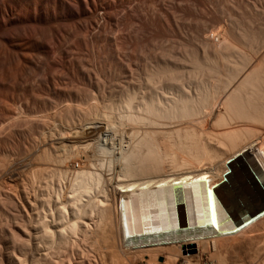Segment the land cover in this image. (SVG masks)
Here are the masks:
<instances>
[{
    "label": "bare ground",
    "instance_id": "6f19581e",
    "mask_svg": "<svg viewBox=\"0 0 264 264\" xmlns=\"http://www.w3.org/2000/svg\"><path fill=\"white\" fill-rule=\"evenodd\" d=\"M149 1L0 0V264H264V27L250 18L249 41L220 0ZM182 9L223 16L147 74L129 35ZM113 25L130 33L90 49L84 37ZM87 57L124 59L127 74L83 113L47 75L73 60L85 79ZM40 96L76 104L50 126L31 115Z\"/></svg>",
    "mask_w": 264,
    "mask_h": 264
},
{
    "label": "rangeland",
    "instance_id": "374dc122",
    "mask_svg": "<svg viewBox=\"0 0 264 264\" xmlns=\"http://www.w3.org/2000/svg\"><path fill=\"white\" fill-rule=\"evenodd\" d=\"M152 1V0H151ZM156 1V3H158V2H160V0H155ZM164 2V3H166V5H171V3H170V0H169V3L167 4V2H168V0H161V2ZM165 1H167V2H165ZM202 1H205V2H208V1H206V0H202ZM231 1V2H230ZM246 1H249V3L250 2H255L254 0H238V1H236V0H220V2H224V3H221V4H223V6H224V11H225V13H223V14H226L225 16L226 17H228L227 19L228 20H232L231 22L233 23H231L230 21H226V22H223V21H221L219 24V26L218 25H214L213 27H220V28H218V29H221V27L222 28H225V27H227V22H230L232 25H235L236 26V28L237 29H240V28H245V29H247L248 28V26H250L249 28L252 30V31H250L249 32V30L247 29V30H243V28L242 29H240L241 30V33H242V30L243 31H247V33H245V32H243L242 34L243 35H245V34H249V35H245V38L247 39V40H249L250 41V39L251 40H254V39H257V38H253V37H257L256 36V34H258L259 32V29L257 30V29H253L252 28V24L253 23H251L250 24V22H252V21H250V22H248V20H250V18H252L251 20H256V18H258V16H259V22L257 21V23L258 24H256V21H255V26H256V28H257V26L259 27H264L263 25H264V4H262L263 6H261L260 7V9H262V10H260V9H257V11L255 10V8L252 6L251 7V5L249 4V3H247ZM259 1H261L262 3H264V0H259ZM148 2H150L149 0H148ZM233 2V3H232ZM235 2V3H234ZM237 2V3H236ZM231 4H233V5H230ZM236 4V5H235ZM252 5L254 4V3H251ZM244 5V6H243ZM236 6V8H234ZM241 6V7H240ZM244 7V8H243ZM250 10H249V9ZM254 8V9H253ZM233 9V10H232ZM236 9V10H235ZM239 9V10H238ZM243 9V10H242ZM252 9V10H251ZM196 10H197V12H196ZM242 10V11H241ZM248 10V11H247ZM262 11V13H263V16H262V18H261V16L259 15V14H257V15H254V12L256 11V12H258V13H260L259 11ZM179 11V12H178ZM178 11H176L175 13L174 12H172V11H169V12H165V11H161V10H159V11H157L156 13V15H157V17H156V15L154 16V18H156V19H154L155 20V22L154 21H150V23H149V27H150V25H151V27L152 28H154V29H151L150 28V30H153V31H150L151 33H145V35L147 34L149 37H151V38H149L148 37V39L146 38L145 39V35H142L141 36V39L140 38H137V34L135 35L134 33H132V34H134L135 36H133L132 35V37H131V34L129 35V37L130 38H132L131 40H133V39H138V41H134L135 43H137V42H139L140 44H142V47H141V49H140V46L138 47L139 49H137L136 48V50H137V52H136V54H135V50L134 51H131V50H133V49H135V48H130L128 51L129 52H127V53H131V55L133 54V55H135L134 57H132V58H134V59H136V60H138V61H136L135 60V63L136 62H140V63H138L137 65H140V67H142L141 69L144 71V70H147L148 72L149 71H151V70H149V68H150V65H151V63L150 62H152L153 63V61H154V56H156V55H158V57L157 58H161V57H170V56H180L181 54L180 53H186V50H184L185 48H187V47H190V46H188V42H190V44L192 45V43L191 42H193V41H195L196 40V36L197 35H194V34H196L200 29H205V28H208L209 30H208V32H210V31H212V27H211V25L208 23V21L210 20V18H211V16H212V18L213 19H220L221 20V16H223V14H221V15H219V14H216L217 16H215V17H217V18H214V15H209V13H201V11L200 10H198V9H193V10H191V11H188L187 12V10H186V12H185V10L184 9H182V10H178ZM181 11H183L182 13H181ZM252 11V12H251ZM161 12V13H160ZM171 12V13H170ZM227 12V13H226ZM160 13V14H159ZM163 13V14H162ZM172 13H173V15H172ZM249 13H251V14H249ZM170 14V15H169ZM209 16H208V15ZM252 15V16H247V15ZM256 14V13H255ZM159 15V16H158ZM163 15V16H162ZM181 17H180V16ZM207 15V16H206ZM231 15V16H230ZM163 17L164 19L166 18L167 20H169V23L170 24H168V21H166L167 22V24H168V28H169V26H170V28L168 29H166L164 26L162 27V28H164L165 30V33L163 32V30L161 29V27H158V25L160 26L161 24L163 25V22H162V20H161V17ZM186 16V17H185ZM189 16V17H188ZM218 16H220V18H218ZM224 16V17H225ZM230 16V17H229ZM256 18H255V17ZM159 17H160V19H159ZM171 17V18H170ZM179 17V18H178ZM208 17H209V19H208ZM253 17H254V19H253ZM157 18H158V20H157ZM162 18V19H163ZM193 18V19H192ZM186 21H185V20ZM188 19V20H187ZM238 19V20H237ZM240 19V20H239ZM153 20V19H152ZM215 20V21H216ZM236 21V23H234L235 21ZM245 22H244V21ZM161 21V22H160ZM189 21V22H188ZM191 21V22H190ZM211 21L212 22H210V23H213L214 24V22H213V20L211 19ZM217 21H219V20H217ZM216 21V22H217ZM157 22V23H156ZM159 22V23H158ZM207 22V23H206ZM243 22V23H242ZM254 22V21H253ZM223 23H225L226 24V26H225V24H223ZM245 23V24H244ZM259 23H260V25H259ZM263 23V24H262ZM155 24V25H154ZM189 24V25H188ZM212 24V25H213ZM217 24H218V22H217ZM223 24V25H222ZM229 24V23H228ZM240 24V25H239ZM261 24H262V26H261ZM104 25H105V22H104ZM177 25V26H176ZM191 25V26H190ZM237 25L240 27H237ZM242 25V26H241ZM254 25V24H253ZM114 26V25H113ZM106 26L105 27V29H104V27H103V29H101V30H99L98 31V29H95V30H92V32L90 33V34H88L87 36H85L84 37V39H86V42L88 43V45H89V47H90V49H92V46L93 45H95L96 43L99 45L100 43H102V39H103V37H104V33H105V35L107 34V35H111L112 34V32L114 33V35L113 36H115L117 33H121L122 34V32L120 31V27L118 28V26ZM179 26V27H178ZM190 26V27H189ZM209 26L211 27V28H209ZM234 26V27H235ZM255 26H253L254 28H255ZM111 27H113V29H115V30H112L111 29V33H110V28ZM149 27H148V29H149ZM182 27L184 28V30L182 29ZM199 29H197V28ZM200 27V28H199ZM160 28V29H159ZM195 28V29H194ZM171 29V30H170ZM179 29V30H178ZM192 29V30H191ZM217 29V30H218ZM116 30H118V32L116 31ZM159 30H161V32L159 31ZM180 30H181V32H180ZM254 30H257V31H255L254 32ZM95 31V32H94ZM120 31V32H119ZM128 31V30H127ZM148 31V32H149ZM166 31H167V34H166ZM175 32V34H174V32ZM182 31H185L186 33H187V35H186V37H184L185 35H184V33H183V35H181L182 34ZM239 31V30H238ZM117 32V33H116ZM156 32V33H155ZM249 32V33H248ZM258 32V33H257ZM94 33H98V34H94ZM127 33V32H126ZM126 33L124 34V36L126 37ZM128 33H130L129 31H128ZM128 33H127V35H128ZM118 34V36H117V39L120 41L121 40V38H122V40H123V37L124 36H122L121 34L119 35ZM157 34V35H156ZM160 34V35H159ZM165 34V35H164ZM241 34V35H242ZM90 35V36H89ZM92 35H94V36H92ZM96 35V36H95ZM99 35V36H98ZM146 35V36H147ZM196 37H194V36ZM102 36V37H101ZM112 36V35H111ZM119 36H121V37H119ZM159 36V37H158ZM189 36V37H188ZM116 37V36H115ZM119 37V38H118ZM133 37H135V38H133ZM140 37V36H139ZM144 37V38H143ZM170 37V38H169ZM188 37V38H187ZM193 37V38H192ZM248 37V38H247ZM90 38V39H89ZM92 38H94V39H92ZM130 38H129V40H130ZM145 40V42H144V40ZM184 38V39H183ZM242 38H243V36H242ZM96 39V40H95ZM126 39H128V37L126 38ZM93 40H94V42H93ZM122 40H121V42H122ZM140 40L142 41V42H144V43H142V42H140ZM147 40H148V42H147ZM153 40V41H152ZM179 40V41H178ZM188 40V41H187ZM95 41H96V43H95ZM98 41V42H97ZM178 41V42H177ZM183 41V42H182ZM134 42H132L133 44H135ZM153 44H152V43ZM185 42V43H184ZM90 43V44H89ZM92 43V44H91ZM149 43V44H148ZM143 44H145L144 45V47H143ZM146 44H147V47H146ZM182 46H180V45ZM186 44V45H185ZM189 44V45H190ZM151 45V46H150ZM184 45V46H183ZM96 46V45H95ZM94 47V46H93ZM146 47V48H145ZM185 47V48H184ZM148 48V49H147ZM182 48V49H181ZM161 49H162V52H161ZM188 49V48H187ZM139 50H142L141 52H139ZM181 51V52H178V51ZM146 51V52H145ZM158 52V54H156V52ZM159 51H160V54H159ZM176 51V52H175ZM133 52V53H132ZM143 52H145L146 53V55H145V53H143ZM187 52L189 53V51L187 50ZM140 53H142L141 54V56H140ZM166 53V54H165ZM182 53V54H183ZM138 54V55H137ZM137 55V56H136ZM145 58H144V57ZM148 56V57H147ZM152 56V58H150V57ZM147 57V58H146ZM139 58H140V60H139ZM88 59V60H87ZM149 60H151L150 62H149V64H148V61ZM86 60V61H85ZM84 60V69H85V71H87L88 72V77L87 78H83V77H81L80 76V74L77 72V63H75V61H73V60H69V64L67 63V67H69V72L68 71H66L65 69H60V70H64L63 72H65V73H63L62 71L60 72V71H57V72H55V75L56 76H58L59 78L61 77V76H63V77H61L60 79V81H61V84H60V81H57V80H59V78L58 77H54V74H48V75H50V76H48L47 75V78L51 81L52 79L54 80V84H56V83H58L59 82V85H57L56 84V88L58 87V88H60L61 90H62V92L64 91V92H75L76 91V89H77V92L76 93H78V94H80V98H82V99H80V100H78L79 102H77V108L78 109H82V110H86V112H83L82 110V112L83 113H87L88 111V109L91 111H93V108H94V110L97 108V105H98V107L99 108H101V106L104 104V103H107V102H111V100H110V97L112 98H114L115 96H117L118 97V95H119V90L120 91H123V89H124V84H125V81H126V74H127V69H126V60H120V65L118 64V66H116L115 65V63H113V64H111V60L110 59H102V58H94V57H87L86 59ZM153 60V61H152ZM142 61V62H141ZM147 61V62H146ZM122 62V63H121ZM124 63H126V64H124ZM143 63H145V65L143 64ZM111 65H113V66H111ZM120 66V67H119ZM151 66H153V64L151 65ZM73 67V68H72ZM116 67H118V69L116 68ZM145 67V68H144ZM146 67H147V69H146ZM149 67V68H148ZM76 68V69H75ZM115 68H116V70H115ZM152 68V67H151ZM150 68V69H151ZM72 69V70H71ZM121 69V70H120ZM124 69V70H123ZM131 69H133L132 71L135 73L136 72V69L134 68V67H132ZM135 69V70H134ZM71 70V71H70ZM74 70V71H73ZM88 70H90V71H88ZM123 71V72H122ZM68 72V73H67ZM73 72H74V74H73ZM122 72V73H121ZM146 72L147 74H152V71L151 72ZM120 73V74H119ZM136 74H137V72H136ZM136 74H134V75H136ZM53 75V76H52ZM78 78H77V77ZM125 78H124V77ZM46 77V76H45ZM51 77H52V79H51ZM119 77V78H118ZM115 78V79H114ZM57 79V80H56ZM72 79V80H71ZM84 79V80H83ZM124 81H123V80ZM52 80V81H53ZM67 80V82H64V81H66ZM74 80V81H73ZM82 80V81H81ZM116 80V81H115ZM69 82V83H68ZM114 82V83H113ZM65 83V84H64ZM74 83V84H73ZM76 83V84H75ZM122 83V84H121ZM69 84V85H68ZM112 84H114V85H112ZM100 85V86H99ZM77 86V87H76ZM117 86V87H116ZM61 87H64V88H61ZM113 87V88H112ZM121 87V88H120ZM67 90H66V89ZM60 89H58V90H60ZM89 89V90H88ZM85 91V92H84ZM89 91V92H88ZM112 91H114V92H112ZM110 92V93H109ZM83 93H85V94H83ZM89 95H88V94ZM115 93L117 94L118 93V95H115ZM87 94V95H86ZM110 94H114V95H110ZM86 95V96H85ZM92 95V96H91ZM98 95V96H97ZM89 96V97H88ZM93 96H95V97H93ZM108 96H110V97H108ZM85 97V98H84ZM117 97H115V98H117ZM44 98V99H43ZM87 98V99H86ZM91 98V99H90ZM37 99H39V100H37ZM36 99V101L34 102V103H32V102H29V106H30V104H31V106H30V108H33V109H31V113H33V114H31V115H35L36 116V114H39V116H41L43 113V116L45 115L46 116V119H47V121H48V125L50 124V126H52V124L51 123H56V120L58 119V120H60V117L61 118H64V114H66V111L70 108V107H72L71 105H75L76 103H73V104H71V103H69L68 101V103H66V100H60V99H58L57 100V98H53V97H47L46 98V96L44 97H39V98H37ZM47 99H48V101H47ZM94 99H97V100H94ZM99 99H101L104 103L102 104V101L101 100H99ZM109 99V100H108ZM46 100V101H45ZM87 100V101H86ZM54 101H56L55 103H57V104H55V103H52V102H54ZM85 101L87 102V103H85ZM99 101V102H98ZM47 102V103H46ZM61 102L63 103L62 105H61ZM83 102V103H82ZM90 102V103H89ZM79 103L81 104V105H79ZM89 103V104H88ZM32 104H34V105H32ZM51 104V105H50ZM60 104V105H59ZM71 104V105H70ZM86 105V106H84V105ZM94 104H96V105H94ZM92 105V106H91ZM66 106V107H65ZM70 106V107H69ZM81 106H83V107H81ZM88 106V107H87ZM20 107L21 106H19V109H17V110H15V115H14V117L17 115V113H16V111H18V110H20ZM54 107V108H53ZM64 107V108H63ZM91 109H90V108ZM96 107V108H95ZM35 108V109H34ZM50 110H49V109ZM59 108V109H58ZM85 108H87V109H85ZM64 109V110H63ZM58 110V111H57ZM21 111H22V108H21ZM32 111H35V113L34 112H32ZM36 111H38V112H36ZM45 111V112H44ZM52 113H51V112ZM60 111V112H59ZM59 113H64V114H62V116H60L61 114H59ZM41 114V115H40ZM55 114V115H54ZM56 115H59L60 117H58V116H56ZM53 116H56L55 118H57V119H55ZM17 117V116H16ZM53 118H54V120H55V122H53L52 120H53ZM51 119V120H50ZM49 121H52L51 123H49ZM47 123V122H46ZM53 124V125H54ZM35 132V131H34ZM36 132L34 133V139H38V134L36 135ZM77 159H79V161L81 160V162L84 160V156L83 155H81V159H80V157H78ZM46 175H49V174H46ZM50 176V175H49ZM48 177V176H47ZM254 256V253L252 254V257ZM159 261L160 262H162L163 261V258L162 257H159Z\"/></svg>",
    "mask_w": 264,
    "mask_h": 264
}]
</instances>
